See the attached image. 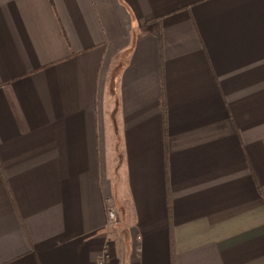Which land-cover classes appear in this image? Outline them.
Returning a JSON list of instances; mask_svg holds the SVG:
<instances>
[{
	"label": "crops",
	"instance_id": "crops-1",
	"mask_svg": "<svg viewBox=\"0 0 264 264\" xmlns=\"http://www.w3.org/2000/svg\"><path fill=\"white\" fill-rule=\"evenodd\" d=\"M264 264V0H0V264Z\"/></svg>",
	"mask_w": 264,
	"mask_h": 264
},
{
	"label": "built area",
	"instance_id": "built-area-1",
	"mask_svg": "<svg viewBox=\"0 0 264 264\" xmlns=\"http://www.w3.org/2000/svg\"><path fill=\"white\" fill-rule=\"evenodd\" d=\"M106 216L107 223L105 225V244L102 251L99 252L96 264H112L113 259L110 254V241L114 234V231L119 224L118 211L112 201L106 199Z\"/></svg>",
	"mask_w": 264,
	"mask_h": 264
}]
</instances>
